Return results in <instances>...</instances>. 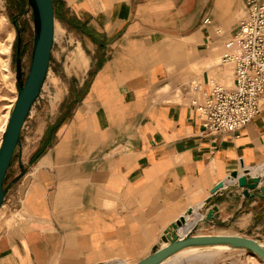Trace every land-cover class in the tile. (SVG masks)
Listing matches in <instances>:
<instances>
[{
  "label": "crops",
  "instance_id": "crops-1",
  "mask_svg": "<svg viewBox=\"0 0 264 264\" xmlns=\"http://www.w3.org/2000/svg\"><path fill=\"white\" fill-rule=\"evenodd\" d=\"M245 2L54 0L55 21L78 23L92 53L77 57L86 68L62 123L40 138L44 151L19 189L27 217L0 232V264H134L185 213L180 234H223L210 230L225 225L264 231V178L248 197L233 180L211 193L233 171L243 174L242 165L264 174V110L214 136L193 104L213 82L233 84L231 64L230 84L220 81L225 63L205 38L225 43ZM213 206V218L201 220Z\"/></svg>",
  "mask_w": 264,
  "mask_h": 264
},
{
  "label": "rangeland",
  "instance_id": "rangeland-1",
  "mask_svg": "<svg viewBox=\"0 0 264 264\" xmlns=\"http://www.w3.org/2000/svg\"><path fill=\"white\" fill-rule=\"evenodd\" d=\"M244 14L245 12L241 16ZM14 20L18 23L20 31ZM37 26L38 17L32 0H0V147L19 89L25 82L32 64ZM205 40L214 56L219 57L220 60L231 50L226 41L218 46L212 44L209 38ZM89 45L87 36L67 17L56 18L55 40L48 73L40 95L26 118L20 141L4 181L6 196L0 207V232L17 229L19 222L27 217L25 191H22L20 196L19 189L21 187L27 189L30 179L26 173L29 170V164L32 163V156L37 149H40L38 144L40 138H45L51 125L59 126L62 123L63 112L65 115L68 113L63 110L68 105L72 92L79 87L77 76L86 68L76 64L77 57L84 54L91 55L92 49ZM219 63L220 66L225 67L220 81L230 84L232 66ZM182 80L188 82L189 78L183 77ZM199 83L197 77L191 82L192 86ZM54 129L52 128V131ZM210 232L246 235L264 242V231L260 228L253 230V228L244 229L225 225L212 228ZM184 260H181L180 264L184 263ZM125 261L131 263L130 260ZM188 261L186 260L188 264H207L200 259ZM210 264H264V262L257 254L249 250L232 248L216 253Z\"/></svg>",
  "mask_w": 264,
  "mask_h": 264
},
{
  "label": "water",
  "instance_id": "water-1",
  "mask_svg": "<svg viewBox=\"0 0 264 264\" xmlns=\"http://www.w3.org/2000/svg\"><path fill=\"white\" fill-rule=\"evenodd\" d=\"M38 17V26L35 36L32 64L28 76L19 89L18 98L13 108L4 140L0 147V207L6 196L4 181L13 159L15 150L20 141L22 128L33 104L39 97L50 66L51 53L55 40V6L54 0H32ZM244 167V173L233 171L226 179L220 180L211 190L214 194L226 185L227 180H233L240 186L246 187L245 196H250V190L259 187L264 174H252L251 168ZM261 195L264 196V185L260 186ZM211 198H207L205 203ZM217 206L209 209L201 220L213 218ZM193 208L189 209V214ZM187 222L186 213L174 221L162 236V244L155 245L150 254L134 264H162L171 256L179 254L190 248H207L226 245L232 248H242L257 254L264 261V242L240 234H201L193 235L190 232L180 234L179 229Z\"/></svg>",
  "mask_w": 264,
  "mask_h": 264
},
{
  "label": "built area",
  "instance_id": "built-area-1",
  "mask_svg": "<svg viewBox=\"0 0 264 264\" xmlns=\"http://www.w3.org/2000/svg\"><path fill=\"white\" fill-rule=\"evenodd\" d=\"M216 31L223 33L221 27ZM226 44L231 50L222 62L233 66V84L213 82L202 99L193 100L204 131L214 136L235 133L264 110V0H246Z\"/></svg>",
  "mask_w": 264,
  "mask_h": 264
},
{
  "label": "bare ground",
  "instance_id": "bare-ground-1",
  "mask_svg": "<svg viewBox=\"0 0 264 264\" xmlns=\"http://www.w3.org/2000/svg\"><path fill=\"white\" fill-rule=\"evenodd\" d=\"M226 249H231V247L226 245H218L207 248H190L179 254L171 256L167 261H165L162 264H180L181 260H184L185 258H189V259H185L184 261L190 259H204L207 260L208 262L209 260H212L215 257L216 253L222 252L224 250L226 251ZM120 264H131V263L123 261Z\"/></svg>",
  "mask_w": 264,
  "mask_h": 264
},
{
  "label": "trees",
  "instance_id": "trees-1",
  "mask_svg": "<svg viewBox=\"0 0 264 264\" xmlns=\"http://www.w3.org/2000/svg\"><path fill=\"white\" fill-rule=\"evenodd\" d=\"M14 23H15V25L17 26V28H18V31H20V28H19V26H18V23L14 20ZM75 26H77L80 30H81V27H80V25L78 24V23H73ZM21 136V135H20ZM43 149L42 148H40V149H38L37 151H36V153L32 156V158H31V161L33 162V161H35L36 159H38L40 156H41V154L43 153ZM5 189V188H4Z\"/></svg>",
  "mask_w": 264,
  "mask_h": 264
}]
</instances>
